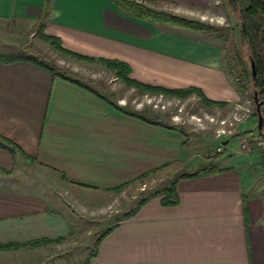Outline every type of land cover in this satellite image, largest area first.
Returning a JSON list of instances; mask_svg holds the SVG:
<instances>
[{
    "label": "crops",
    "instance_id": "1",
    "mask_svg": "<svg viewBox=\"0 0 264 264\" xmlns=\"http://www.w3.org/2000/svg\"><path fill=\"white\" fill-rule=\"evenodd\" d=\"M43 19L64 48L127 62L139 82L239 98L217 48L169 29L178 27L111 0H0L2 23ZM70 76L80 83L29 60H0V244L20 245L0 250V264H83L79 252L61 253L80 240L82 205L182 159L175 129L127 114ZM234 146L215 159L218 172L177 183V204L153 196L116 220L87 264H264V184ZM37 240L47 242L30 244Z\"/></svg>",
    "mask_w": 264,
    "mask_h": 264
},
{
    "label": "rangeland",
    "instance_id": "2",
    "mask_svg": "<svg viewBox=\"0 0 264 264\" xmlns=\"http://www.w3.org/2000/svg\"><path fill=\"white\" fill-rule=\"evenodd\" d=\"M137 1L158 10L214 25L215 29L196 31L179 26H175L178 27L176 29L170 28L169 24H163L166 28L178 31L180 35L212 43L220 54L222 68L239 93V98L220 105H209L197 93L183 97L143 91L127 84L105 64L76 59L66 54L52 40L44 38L43 34L46 33L40 29V24L38 26L27 21L0 22V53L34 56L61 72L76 75L114 102L142 112L166 128L175 129L182 139L184 153L180 163L166 165L163 170L140 177L131 185L100 195L98 205H82L83 211H80L84 215V223L82 231L78 232L80 240L70 247L63 246L61 253L77 251L80 258L81 255L85 256L83 264L96 249L100 237L111 229L116 220L135 209L142 198L161 192L182 173L217 166L215 153L224 150L219 157L225 155L230 142L236 146L233 153L241 155L251 165L250 169L254 171L257 182L264 184V175L257 167L261 159L264 172V146L259 144L264 136L257 129L258 115L253 91L251 86L244 92L238 90L237 81L231 72V66H234L239 74L240 58L245 60L248 67L250 65L248 44L241 38L239 11L233 7L231 0H196L195 5L177 0ZM81 61L95 64L87 65ZM245 151H248L247 154ZM250 159L253 163H250Z\"/></svg>",
    "mask_w": 264,
    "mask_h": 264
},
{
    "label": "trees",
    "instance_id": "3",
    "mask_svg": "<svg viewBox=\"0 0 264 264\" xmlns=\"http://www.w3.org/2000/svg\"><path fill=\"white\" fill-rule=\"evenodd\" d=\"M111 1L114 2L118 7L131 13L132 15L141 18L143 20H147L151 23L169 24L172 26H179L182 28L192 29L196 31L210 30L216 28L214 25H211L209 23H204L198 20L190 19L188 17L174 14L169 11L152 8L146 4L138 2L137 0H111ZM231 3L233 7L236 10H238L240 13L239 18L241 23L240 24L241 38L242 40H245V42L248 44L249 60H250V65L248 67L245 60L240 58L241 70L239 74L236 73V70L233 68L234 66H231L232 68L231 72L233 78L236 79L237 81L238 90L244 92L247 91L251 86L253 91V98L255 97V92H257L258 102L262 103L260 107L262 126L261 129H259L257 125V129L260 135L264 136V0H231ZM48 12L49 11L46 9V13H45L46 16ZM45 21L46 19H43L42 23H40V29L43 31L45 27V23H44ZM43 36L47 40L48 39L52 40V42H54L59 49L63 50L66 54H69L76 59L92 61V62L96 61L105 64L107 67L112 68L114 71H116L117 75L127 84L134 85L143 91L163 92L166 94L183 96V97L193 93H197L199 96L202 97L204 102H206L209 105L224 104L223 102L220 101L210 100L205 96V94L200 88L195 86H191L188 88H170L166 86H156V85L139 82L130 77L132 68L130 64H128L127 62L118 59H110L105 57L95 58V57L82 55L64 48L61 44V40L56 36L49 34H43ZM0 60L5 62L29 60L36 63L39 66H42L50 70L54 75L62 76L65 79H70L72 81L80 83V80L72 78L70 75L58 70L55 66L42 62L34 56L25 55L23 53H0ZM252 61H254L256 67L255 78L253 77V73H252ZM126 113L134 117H137L139 119H142L144 121H147L149 123L160 124L155 120L149 119L144 113L139 111L126 110ZM257 115L259 122V114L257 113ZM0 146L3 145L0 143ZM224 152L225 151L223 150L221 153H215L214 155L215 158H219V156ZM218 171L219 169L217 167L211 166L210 168H203L197 172L182 173L174 179V181L170 186L163 188L161 192L157 191L156 193L151 194L148 197L142 198L139 204L137 205V207L133 209L131 213L136 212L139 207H141L149 200V198L158 195L163 196L162 203L164 204L167 205L177 204L179 202V197L176 191V185L180 180L206 175ZM124 186H120L117 189L123 188ZM43 242H47V240H43V241L37 240L31 242L30 244L40 245ZM19 246H20L19 244H5V245L0 244V250L12 249ZM87 263L88 261L85 264Z\"/></svg>",
    "mask_w": 264,
    "mask_h": 264
},
{
    "label": "water",
    "instance_id": "4",
    "mask_svg": "<svg viewBox=\"0 0 264 264\" xmlns=\"http://www.w3.org/2000/svg\"><path fill=\"white\" fill-rule=\"evenodd\" d=\"M252 73H253V77H256V67H255V63L254 61H252ZM255 103H256V107H257V113L259 114V122H258V128L261 129L262 126V118L260 115V107H261V102H258L257 99V92H255V97H254Z\"/></svg>",
    "mask_w": 264,
    "mask_h": 264
},
{
    "label": "built area",
    "instance_id": "5",
    "mask_svg": "<svg viewBox=\"0 0 264 264\" xmlns=\"http://www.w3.org/2000/svg\"><path fill=\"white\" fill-rule=\"evenodd\" d=\"M244 141H243V144H244ZM246 142H247V139H246ZM259 144L264 146V138L259 141Z\"/></svg>",
    "mask_w": 264,
    "mask_h": 264
}]
</instances>
